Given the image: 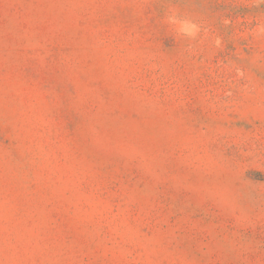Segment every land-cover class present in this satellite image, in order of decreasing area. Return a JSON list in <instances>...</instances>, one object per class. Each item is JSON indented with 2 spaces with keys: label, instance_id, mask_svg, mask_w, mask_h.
Segmentation results:
<instances>
[{
  "label": "rangeland",
  "instance_id": "1",
  "mask_svg": "<svg viewBox=\"0 0 264 264\" xmlns=\"http://www.w3.org/2000/svg\"><path fill=\"white\" fill-rule=\"evenodd\" d=\"M0 264H264V0H0Z\"/></svg>",
  "mask_w": 264,
  "mask_h": 264
}]
</instances>
